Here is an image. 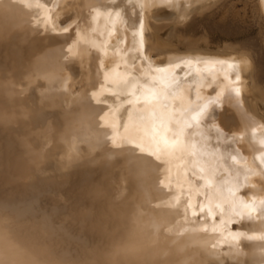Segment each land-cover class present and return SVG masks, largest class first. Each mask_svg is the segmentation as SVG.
<instances>
[{"label":"bare ground","instance_id":"1","mask_svg":"<svg viewBox=\"0 0 264 264\" xmlns=\"http://www.w3.org/2000/svg\"><path fill=\"white\" fill-rule=\"evenodd\" d=\"M219 1L0 0V264H264V0L178 48ZM161 67L170 110L126 97Z\"/></svg>","mask_w":264,"mask_h":264},{"label":"rangeland","instance_id":"2","mask_svg":"<svg viewBox=\"0 0 264 264\" xmlns=\"http://www.w3.org/2000/svg\"><path fill=\"white\" fill-rule=\"evenodd\" d=\"M254 3L255 0H220L216 5L201 14L193 13L186 22L192 21L193 25H197L196 38L206 35L208 39L195 40L190 44L189 42L181 43L178 48L181 47L180 49L183 50L191 49L194 52H210L224 55L252 38L258 39L259 26L262 25L263 21L256 14ZM73 16L74 12L64 14L60 17L59 24H64ZM159 25L168 26V23L162 22ZM177 27L183 28L182 25ZM165 30L166 27H163L160 32L162 33ZM188 45L193 47L190 48ZM262 52L264 54V46ZM162 54L152 53L156 58H159ZM261 107L260 113L263 114L264 104Z\"/></svg>","mask_w":264,"mask_h":264},{"label":"snow or ice","instance_id":"3","mask_svg":"<svg viewBox=\"0 0 264 264\" xmlns=\"http://www.w3.org/2000/svg\"><path fill=\"white\" fill-rule=\"evenodd\" d=\"M67 30V29H65ZM157 71H159L161 73V75L157 78V81L152 83L151 85L145 84L144 86H142L144 89H146V91H140L135 89L134 85H135V81H133V84L131 85V87H133V91L131 92H127L125 93L126 97H130V96H143L146 100H154L156 102H158L162 108L165 111H168L172 108L171 103L168 100L169 96L175 97L176 95V91L179 87L180 81L174 79L172 77V75L170 73H168L164 68H158ZM237 80H239V77H237ZM157 83H163L165 85V92L161 93L158 91L157 89ZM237 93L239 92V90H236ZM124 103H128V100L125 99ZM204 108L201 107L200 109L197 110V114L196 116L193 117V120H198L199 116L201 115V113L204 112ZM163 121L161 120V125H163ZM189 127H191V125H188ZM121 127H123V125H121ZM177 133H173L172 135V139L175 140ZM168 140L165 139V143H167ZM133 147H140L137 144H134ZM234 159V157H233ZM9 211V209L0 206V213H7ZM22 211V210H17ZM259 214L260 215H264V208L259 210Z\"/></svg>","mask_w":264,"mask_h":264}]
</instances>
